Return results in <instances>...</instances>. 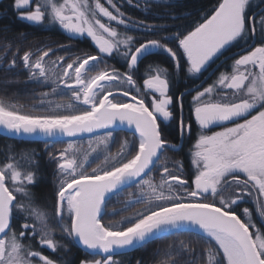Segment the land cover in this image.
I'll list each match as a JSON object with an SVG mask.
<instances>
[{"label": "snow or ice", "instance_id": "snow-or-ice-1", "mask_svg": "<svg viewBox=\"0 0 264 264\" xmlns=\"http://www.w3.org/2000/svg\"><path fill=\"white\" fill-rule=\"evenodd\" d=\"M170 2L13 0L18 19L58 26L69 39H90L96 54L82 52L70 61L65 56L52 59L55 51L69 47L61 45L38 49V55L28 50L19 56V47L12 51V45L5 44L0 68L11 71L19 57L28 73L25 82L50 87V91L38 93V103L29 110L0 96V134L50 141L98 130L104 135L89 140L91 151L82 152L69 140L58 154L48 153L56 163L58 179L55 225L48 212L35 206L29 190L37 172H22L15 157H7L8 162L0 166V264H68L23 243L36 239L41 248L52 252L70 251L54 238L56 229L63 239L93 257L79 264H122L114 257L179 233L194 235L207 247L198 254L192 240L179 239L166 246L159 264H178L179 256L187 257L185 264H201V257L203 264H264V9L253 10L264 0H219L210 15L201 17L202 22L183 31L182 26L137 20L121 10L127 3L147 15L151 4ZM169 19L181 17L170 14ZM169 28L176 31L168 32ZM129 32L157 38L137 44L139 37ZM257 37L260 42L253 45ZM238 42L244 45L243 54L237 53L230 71L220 72L202 90L186 88L176 96L179 143L170 141L165 128L177 119L170 94L176 74L184 70L190 78L199 79ZM9 52L12 59L4 64ZM157 54L166 55L173 70L150 63L141 86L134 73L145 57ZM112 58L125 70L109 66ZM191 91H195L191 114L198 131L188 150L192 175L184 178L183 161L169 160L164 153L179 151L185 137L193 136V121L185 122L183 116V98ZM62 92L70 94L68 102L49 99ZM117 127L131 132L132 139L125 138L115 154L104 155L89 168V157L108 145ZM213 127L219 130L211 131ZM50 146L45 144L46 149ZM35 157V152L24 153L22 159L36 166ZM154 170L159 171L158 180ZM129 186H135L136 194L129 192L124 207L109 212V201ZM245 198L254 208L245 207L238 214ZM133 204L142 207L105 222L106 215H116ZM21 218L15 226L14 221Z\"/></svg>", "mask_w": 264, "mask_h": 264}, {"label": "trees", "instance_id": "trees-1", "mask_svg": "<svg viewBox=\"0 0 264 264\" xmlns=\"http://www.w3.org/2000/svg\"><path fill=\"white\" fill-rule=\"evenodd\" d=\"M119 3V0H117ZM137 0H133L135 4ZM143 0H141V3ZM254 3H258V0H253ZM219 0H171L168 4H151L150 11L147 15L138 9L137 7L130 6L127 3H124L121 10L125 12L128 16H131L137 20H145L149 23L156 24H168L182 26L181 31L184 28L191 30L194 27V22H202L201 17L203 15H210L211 11L215 6H217ZM13 0H2L0 2V52H3L5 44L10 43L12 45V51H15L19 47V56L23 55L24 51L31 50L37 52L40 50H47L48 48L58 49L61 45H66L62 50L55 51L52 55L54 56H65L67 59L70 57L77 56L82 52H87L89 54L95 55L96 49L93 47L90 39H69L66 34L58 26L53 25H32L27 21H23L17 18V13L13 10ZM264 9V3L259 4L260 10ZM170 14H175L181 19L171 20L169 19ZM121 32L124 29L119 28ZM168 32L176 31V28L167 29ZM129 34L139 37L137 44L142 42L143 39L147 38H157L154 36L146 35L140 32H129ZM159 33L158 35H162ZM259 43V38L255 41ZM251 42V43H253ZM244 47L242 42H238L235 45L229 47L223 55L219 56L208 69L200 76L199 79L190 78L184 70H181L176 74V80L172 84L170 94L174 98V108L176 109L175 125L167 126L165 132L167 137L173 139L178 143L177 140V122L179 119V108L175 104L176 96L183 90L196 88L197 90H202V87H207L209 84H212L214 80L217 79L220 72L230 71V65L232 61L237 58V52ZM240 54H243L241 52ZM51 57V58H52ZM12 59V52L7 54V58L3 61L4 64H7L9 60ZM111 63L115 67L120 69H125L118 59H110ZM109 61V64H110ZM150 63L158 64L163 67H167L171 72L173 70L172 62L166 55L157 54L150 55L144 58L139 65V69L136 72L139 76H145L148 74L147 66ZM122 64V65H121ZM183 64V61H182ZM218 67L213 71L205 83L199 87H196L208 73L214 69L215 66ZM186 67V66H185ZM28 73L23 69V65L17 57V66L11 71H5L3 68H0V96L11 99L13 102L24 105L26 110H29L32 104L38 103L39 96L37 95L40 92L50 91V87L39 86L35 83L25 82L27 80ZM7 81H17L15 83H7ZM195 95V91H191L190 94L185 95L183 98V116L185 122L192 120V132L193 136L191 139L185 137L183 142V147L179 151H166L164 156L169 158V160H182L184 163V178H188L192 175L190 168V158L188 155V150L191 144L194 142L195 135L198 131L194 119L191 114L190 102L192 96ZM254 114V112H253ZM55 147V146H54ZM50 146L45 148V144L38 141H25L5 137L0 135V166L4 163H7V157L14 156L16 161L19 163V168L22 172L35 171L37 172L36 182L34 185L30 186L29 190L33 194L34 204L51 211L55 212V191L57 185V176H56V163L49 159L48 153L55 152V148ZM35 152V159L38 161V165L31 166L28 161L22 159L24 153ZM169 167H172L169 163ZM11 187V185L9 184ZM109 205V204H108ZM239 214L240 211L237 210ZM255 214V213H254ZM55 225V218L53 219ZM21 220L14 221V225L18 227ZM57 235L55 239L61 241L64 244H67L70 251L64 252L63 250H58L52 252L47 248H41L36 239L31 241L33 250L41 251L43 255H47L54 260H65L68 264H79L81 259H90L92 258L86 252L82 251L77 245L71 243L70 241L63 239L59 234V229H56ZM179 239L192 240L193 244L197 248L199 254L202 248L207 247L204 241L199 240L198 237L188 233H179L177 235L168 236L164 239L154 240L143 248L136 249L131 252L119 254L115 259L122 261V264H136L137 260H140L142 264H159V261L163 257V252L166 246L170 243L176 242ZM199 240V242H197ZM23 243H25L23 241ZM187 257L179 256L177 257L178 264H185ZM204 257H201V264H203Z\"/></svg>", "mask_w": 264, "mask_h": 264}, {"label": "rangeland", "instance_id": "rangeland-1", "mask_svg": "<svg viewBox=\"0 0 264 264\" xmlns=\"http://www.w3.org/2000/svg\"><path fill=\"white\" fill-rule=\"evenodd\" d=\"M101 2L102 3H104L105 2V0H101ZM105 6L107 7L108 5L107 4H105ZM111 10V9H110ZM96 54V53H95ZM56 57H58V56H54V57H52V59H55ZM75 57L76 56H74V57H70L69 59H67V60H72V59H75ZM109 61H110V59L108 60V65L110 66V64H109ZM101 67H103V65H101ZM62 93H60L59 95H56V96H51V97H49V99H52V100H55V101H58V102H68L69 101V99H70V94L68 95L69 97H67V98H62ZM30 109V108H29ZM26 110V109H25ZM255 114V113H254ZM215 131H218V130H215ZM102 135H104V134H100V135H98V136H102ZM95 137H97V136H95ZM95 137H92V138H88V139H85V140H73L74 142H75V144H76V146L77 147H79L80 149H81V151L82 152H84V151H91V149L89 148V140H95ZM68 142L69 141H67V142H61V143H57L56 145H55V149L57 150V153H58V151L59 150H62L63 148H65L66 146H67V144H68ZM92 147H96V145H95V143L92 145ZM109 150H110V141L108 142V145L105 147V146H103V145H101L98 149H97V151L95 152V153H92V155L89 157V159H90V161H91V163H90V167H95L97 164H99L103 159H104V155H106V154H109ZM98 157V158H97ZM93 159H98V161L96 160H93ZM89 167V168H90ZM154 176H155V178L158 180L159 179V171L157 170V172H154L153 171V173H152ZM58 180V179H57ZM11 185V184H10ZM229 191H231V190H229ZM129 192H131V193H133V194H136V192H137V189L135 188V186H133V187H131V188H129V189H126L125 191H123V193L121 194V195H119L118 197H115L114 199H113V203H111V204H109L108 205V211L109 212H111L112 210H114V209H116V210H118V209H121V208H123L124 207V201H126L127 199H128V196H127V194L129 193ZM227 195H228V192H227ZM20 199V197H18V200ZM35 206H37V207H39L38 205H36L35 204ZM140 207H142V205H140V204H133V205H131V207H128L125 211H118L117 212V214L116 215H107V219H106V221L105 222H107V221H109V220H119L120 219V217L121 216H127V215H129L131 212H133L135 209H137V208H140ZM41 210H43V211H46V212H48L51 216H52V219L50 220V223L51 224H54V222H53V219H54V215H53V213H51V211H48L47 209H44V208H42V207H39ZM111 217V218H110ZM21 220V222H22V218L20 219ZM32 221H29V223H31ZM55 238V237H54ZM31 241H33V240H24V242H25V244H31ZM93 258V257H92ZM92 258H90V259H92ZM97 258H99V257H97ZM34 264H35V262H34Z\"/></svg>", "mask_w": 264, "mask_h": 264}, {"label": "flooded vegetation", "instance_id": "flooded-vegetation-1", "mask_svg": "<svg viewBox=\"0 0 264 264\" xmlns=\"http://www.w3.org/2000/svg\"><path fill=\"white\" fill-rule=\"evenodd\" d=\"M122 65V64H121ZM110 66H115V65H113V63H111V61H110ZM120 69V68H119ZM121 71H124L125 69H120ZM206 77V76H205ZM144 78H146L145 76H139V75H137L136 73H134V79H136L137 80V83L138 84H140L141 86H142V84H143V79ZM69 95V93H66V92H62V98H67V97H69L68 95ZM173 110H174V113L176 112V109L173 107ZM176 114V113H175ZM174 125H175V120H173L170 124H168L167 126H172V127H174ZM167 128V127H166ZM166 128H165V130H166ZM215 130H219V128H217V127H213L212 129H211V131H215ZM104 134V133H103ZM165 134H166V132H165ZM100 135V134H99ZM95 136H98V135H95ZM95 136H92V137H95ZM92 137H87V138H83V139H76V140H85V139H88V138H92ZM125 138H127V139H129V140H131L132 139V134H131V132H128V131H124L123 129H118V130H115L114 132H113V139H111L110 140V150H109V153H111V154H115L118 150H119V148H120V145H121V142L125 139ZM169 139V138H168ZM73 141V140H72ZM170 141H172V142H174V143H176V141L175 140H173V139H170ZM38 142H41V141H38ZM61 142H67V141H58V142H54V143H49L51 146H55L57 143H61ZM184 142V141H183ZM42 143H44V144H46L47 142H42ZM178 143H179V141H178ZM55 148V147H54ZM57 150L55 149V152H56ZM58 154V153H57ZM98 158V157H97ZM93 160H97L98 161V159H93ZM90 167V166H89ZM91 168V167H90ZM154 172H157V170H154ZM125 191V190H124ZM123 193V192H122ZM225 195H227V192L225 193ZM115 197H113V199H114ZM113 199L112 200H110L109 201V203L108 204H111V203H113L112 201H113ZM245 207H247V208H249V209H253L254 208V205H253V203L251 202V200L249 199V198H245V201L244 202H242L240 205H239V208H237V210H239V211H241V209H243V208H245ZM255 215V214H254ZM111 216V215H110ZM111 218V217H110ZM106 219H107V215L104 217V220L106 221ZM257 223H259V221L257 220Z\"/></svg>", "mask_w": 264, "mask_h": 264}, {"label": "water", "instance_id": "water-1", "mask_svg": "<svg viewBox=\"0 0 264 264\" xmlns=\"http://www.w3.org/2000/svg\"><path fill=\"white\" fill-rule=\"evenodd\" d=\"M2 0H0V2H1ZM255 44V42H253V45ZM238 53V52H237ZM239 53H241L240 51H239ZM218 67V65L217 66H215L214 67V69H212L209 73H208V75L196 86V87H199V86H201V85H203L204 83H205V81L209 78V76L213 73V71L216 69ZM118 129H121V128H119V127H117L116 128V130H118ZM3 130L2 129H0V132H2ZM104 132H103V130H98L97 132H95V133H82V134H77V136H75V137H63L62 139H55V140H47L46 138H35V137H26V136H14V137H9V136H7V135H3V134H0V135H3V136H5V137H8V138H12V139H18V140H25V141H41V142H47V143H54V142H58V141H69V140H76V139H83V138H87V137H92V136H95V135H99V134H103ZM130 187H132V186H129V187H127V188H125V189H128V188H130ZM125 189H123V190H125ZM82 251H84L80 246H78ZM136 250V249H135ZM131 251H134V250H131ZM131 251H126V252H122V253H120V254H123V253H127V252H131Z\"/></svg>", "mask_w": 264, "mask_h": 264}, {"label": "bare ground", "instance_id": "bare-ground-1", "mask_svg": "<svg viewBox=\"0 0 264 264\" xmlns=\"http://www.w3.org/2000/svg\"><path fill=\"white\" fill-rule=\"evenodd\" d=\"M131 188V187H130ZM129 189V188H128Z\"/></svg>", "mask_w": 264, "mask_h": 264}]
</instances>
